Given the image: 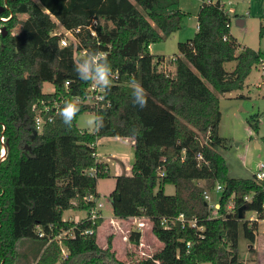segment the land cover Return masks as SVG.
Returning <instances> with one entry per match:
<instances>
[{
  "label": "trees",
  "instance_id": "trees-1",
  "mask_svg": "<svg viewBox=\"0 0 264 264\" xmlns=\"http://www.w3.org/2000/svg\"><path fill=\"white\" fill-rule=\"evenodd\" d=\"M176 5L177 0H15L0 15L9 18L1 24L4 36L0 33V155L5 150L0 264H119L109 246L98 245L95 223L89 220L98 198L97 180L108 176L107 165L96 158L97 138L133 141L130 174L114 178L113 215L150 219L164 243L162 264H242L239 225L254 251L257 221H264V181L229 176L218 152L226 143L218 136L219 96L241 91L264 54L249 48L237 53L229 29L232 17L219 0H210L199 8L193 38L177 45L178 54L170 61L173 71H165L164 56L151 55L149 47L181 29L186 15ZM58 26L79 29L76 43L60 48L54 35ZM263 35L260 25L259 37ZM92 50L105 52L112 69L104 104L77 103L71 127L58 115L36 132L34 104L65 93L68 98L85 95L93 81L81 80L75 64L80 51ZM231 62L234 68L227 71ZM132 77L147 92L143 109L133 104ZM44 84L53 93H44ZM84 113L102 116L103 126L92 132L77 129V117ZM248 123L257 132V117ZM92 170L95 176L89 175ZM217 184L222 191L213 217L203 193ZM166 186L174 187V195L164 194ZM241 208L244 215L253 212L257 221L239 219ZM70 210L85 218L63 220ZM180 215L196 219L202 230L181 228L177 222L165 229L159 225ZM139 238L130 232L131 243ZM61 247L67 252L62 261ZM137 264L155 263L152 258Z\"/></svg>",
  "mask_w": 264,
  "mask_h": 264
},
{
  "label": "rangeland",
  "instance_id": "rangeland-1",
  "mask_svg": "<svg viewBox=\"0 0 264 264\" xmlns=\"http://www.w3.org/2000/svg\"><path fill=\"white\" fill-rule=\"evenodd\" d=\"M210 0H177L176 9L182 11L186 16L182 20L181 29L170 35L165 41L153 44L150 54L154 56H164L163 68L167 72L173 71L170 61L172 57L178 54L177 45L193 38L197 21L196 16L200 6ZM213 3L217 0H211ZM225 5V12L232 18L230 21V35L238 45L237 53L243 48H249L254 51H260L264 54V35L259 37L260 25H264V0H219ZM237 16V18H233ZM19 20L25 18L18 16ZM237 19L243 20V26L238 27L235 24ZM59 29V28H58ZM17 28L13 29L16 34ZM235 63L231 62L225 65V69L230 71ZM53 90L49 84H44L43 92L51 93ZM219 110L221 114L218 126V136L226 141L225 147L219 149V154L224 159V164L231 178L252 179L258 172L259 164H264V69L254 66L244 82L241 91L219 96ZM93 113H84L77 117L76 127L81 131L92 132L93 128L87 124V120ZM252 117H257V132H253L248 121ZM130 140L123 138H97L95 142L97 161L110 165L108 176L99 178L96 183V193L98 198L96 204L101 205L103 216L102 220L95 223L96 242L102 248L109 246L115 259L119 264H137L140 260L150 258L153 251L157 249L158 243L151 244V250L147 249L146 230L149 225L146 221L140 220L139 223L124 222L123 230H119L121 224H115L107 228L110 223L109 218H113V209L111 197L115 187L116 174H129V169L133 164V147ZM122 163V164H120ZM1 163V159H0ZM198 185L203 186V182ZM206 190V189H205ZM164 194L174 195V187H164ZM212 204L218 201L219 194L215 190L209 191ZM76 218V219H73ZM85 218L83 212L67 211L63 214V220L78 222ZM244 219L256 220L253 212H246ZM125 220V219H124ZM257 221V220H256ZM103 222V227H100ZM149 224L151 222H148ZM132 224V226H131ZM142 225V234L140 239L142 243V253H138L137 246L132 245L129 240L131 229H136ZM153 225V224H152ZM257 233L260 237V249L263 251L260 264H264V223H259ZM64 235V234H63ZM21 250V249H20ZM148 254H147V253ZM238 258L242 264H257L254 251H250V244L244 238L241 225L238 229ZM145 255V256H142Z\"/></svg>",
  "mask_w": 264,
  "mask_h": 264
},
{
  "label": "built area",
  "instance_id": "built-area-1",
  "mask_svg": "<svg viewBox=\"0 0 264 264\" xmlns=\"http://www.w3.org/2000/svg\"><path fill=\"white\" fill-rule=\"evenodd\" d=\"M224 12H225V9H224ZM263 18H264V13H263ZM8 20H9L8 17L7 18L6 17H0V33L2 32L1 24L6 23ZM94 25H95V21L92 22L91 26H94ZM58 28L55 30L54 35L59 37L58 45L60 48H65V47L69 46L70 44L76 43V39H75L74 35L79 33V31H80L79 29H75L73 31H68V30H65L59 26H58ZM88 29L90 31V34L92 36H95V32L93 30H91L90 27ZM196 30H197V27H196ZM84 54H85V51H80L79 57H83ZM258 67H260L261 69H264V58L260 61ZM68 87H69V83L65 82L64 83L65 92H67ZM51 93H53V90L51 91ZM104 93H105V90H102L94 82H92L86 88L85 95L83 97L72 96L71 98L70 97L68 98L66 95L67 93H65V96L64 97H58V100L53 98L51 102H45L42 100V101L34 104L32 106V112L34 113V128H35L36 132H40L46 124L52 123L54 118L56 116L60 115V110H61L60 105L63 104L64 102H66L67 100H71V101L76 102V103H85V104H89V105H93L95 107H98L100 104L101 105L104 104ZM105 104L108 105V103H105ZM0 143L3 144L2 138H0ZM3 156H4V152L2 149V152L0 155L1 160L3 159ZM89 175L95 176V170L90 171ZM254 179L256 181H259V182L264 181V164H259L258 172L255 173ZM214 190L216 193L220 194L222 191V187L219 184H217ZM203 198L205 200L206 205L208 206V209L211 213V216L216 217L217 216L216 213H217V210L219 208V206L217 204L218 201H216L212 204L211 196L209 195V192L207 190L203 193ZM87 200L92 201V198L89 197V198H87ZM100 209H101V205L96 204L95 208L92 209L90 212L89 220L91 222H93V224L95 223V221L97 219L101 218L100 216H98ZM262 209L264 210V202L262 204ZM133 221L135 222V224L140 222L137 220V218H133ZM169 222L171 224H174L177 222L181 225V228H184L187 226L193 230H199V231L202 230V227H198L196 219L186 220L183 217V215H180L175 220L162 219V220H160L159 225L165 229ZM110 225H112V224H110ZM141 228H142V225L137 226V228L135 229L136 232L141 234L142 233ZM86 233L89 235L93 234L92 231H88ZM64 235L62 234V236H64ZM40 237H41V235H40ZM136 246H137L138 253L139 254H140V252L142 253L143 248H142V243L140 240H138ZM142 256H145V255H142ZM66 257H67V252L63 247H61V259L60 260L62 261L64 259H66ZM148 259H152V256Z\"/></svg>",
  "mask_w": 264,
  "mask_h": 264
},
{
  "label": "clouds",
  "instance_id": "clouds-1",
  "mask_svg": "<svg viewBox=\"0 0 264 264\" xmlns=\"http://www.w3.org/2000/svg\"><path fill=\"white\" fill-rule=\"evenodd\" d=\"M75 71L81 80L86 82L93 81L102 90H107L112 83L110 79V76L112 75L111 65L108 62L107 54L103 51H86L83 57L77 59ZM130 85L134 106L143 109L147 106L146 90L134 77L131 78ZM78 112L79 106L76 102L71 100L66 101L64 107L60 110V116L63 123L66 126L71 127L72 121ZM97 120H99V124L97 123ZM87 124L94 129H98L103 126V117L90 115Z\"/></svg>",
  "mask_w": 264,
  "mask_h": 264
},
{
  "label": "crops",
  "instance_id": "crops-1",
  "mask_svg": "<svg viewBox=\"0 0 264 264\" xmlns=\"http://www.w3.org/2000/svg\"><path fill=\"white\" fill-rule=\"evenodd\" d=\"M150 49H151V46L149 47V51H150ZM150 53V52H149ZM126 140H130L129 141V143L131 144V146H133V141L131 140V139H127L126 138ZM96 158H97V156H96ZM119 162V161H118ZM120 163V162H119ZM120 164H122V163H120ZM107 165V168L109 169V167H110V165H108V164H106ZM129 170V171H128ZM126 171H128V173L130 174V169L128 168V167H126ZM129 174H125V175H129ZM119 175H121V174H116L115 176H119ZM100 219H97V220H104L103 219V216H102V211H101V209H100ZM73 219H76V218H73ZM76 220H78V219H76ZM96 220V221H97ZM109 222L110 223H108V225H107V228L105 229V230H107L108 229V227L109 228H111V226L112 225H114V223L117 225V224H121L120 226H118L120 229L119 230H123V233L125 234V230H127V229H124L123 228V224H125L124 222H133V218H129V219H119V218H116V217H114V215H113V218H109ZM122 220L124 221V222H122ZM137 220L138 221H140V220H142V221H144V223H145V221H146V223H147V225H149L148 226V228H147V230H146V242L144 243V245L146 246V251H148L147 249H150L151 250V244H152V240H153V243H155V242H157L158 243V247H157V249H155L154 251H153V255H152V258L154 259V263L155 264H162L164 261H162L161 260V257H160V255H162V252H163V250H164V243L159 239V238H157V236L154 234V232H153V223H152V221L150 220V219H148V218H137ZM96 221H95V223H96ZM148 222H151L150 224L148 223ZM264 223V221H257V228H258V226H259V223ZM110 224H112V225H110ZM103 225V222H102V224H101V226L100 227H103L102 226ZM131 226H132V224H131ZM133 227V226H132ZM96 230V229H95ZM131 231L132 232H136V230H134V229H131ZM142 234V233H141ZM263 236H264V233L262 234ZM141 236V235H140ZM142 240V238H139V240ZM138 242V241H137ZM137 242L136 243H131L132 245H137ZM264 244V243H263ZM253 249H254V253H252V254H254V256H256V259H257V264H260V261H261V256L263 255V251H261V249H260V237H259V235H258V233H257V238H256V242H255V244L253 245ZM147 253V252H146ZM148 254V253H147ZM147 260V259H146ZM141 261V260H140ZM143 261V260H142Z\"/></svg>",
  "mask_w": 264,
  "mask_h": 264
},
{
  "label": "water",
  "instance_id": "water-1",
  "mask_svg": "<svg viewBox=\"0 0 264 264\" xmlns=\"http://www.w3.org/2000/svg\"><path fill=\"white\" fill-rule=\"evenodd\" d=\"M4 13V9L2 8V7H0V15H2ZM235 24L238 26V27H242L243 26V20H240V19H237L236 21H235ZM4 29H2V36H4ZM2 149H3V152H4V154H5V150H4V148L2 147ZM2 160H4V156H3V159ZM1 160V161H2ZM119 198V196H117V199ZM244 212H245V209L244 208H241V209H239V219H242L243 217H244Z\"/></svg>",
  "mask_w": 264,
  "mask_h": 264
},
{
  "label": "flooded vegetation",
  "instance_id": "flooded-vegetation-1",
  "mask_svg": "<svg viewBox=\"0 0 264 264\" xmlns=\"http://www.w3.org/2000/svg\"><path fill=\"white\" fill-rule=\"evenodd\" d=\"M13 1H15V0H0V7H2L4 9V12L8 11L9 10L8 5L10 2H13ZM0 17H4V16H0Z\"/></svg>",
  "mask_w": 264,
  "mask_h": 264
}]
</instances>
